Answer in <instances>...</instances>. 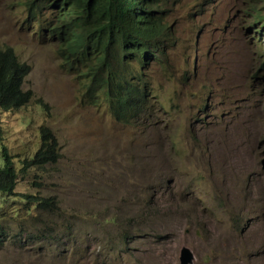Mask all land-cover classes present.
<instances>
[{"label":"rangeland","instance_id":"obj_1","mask_svg":"<svg viewBox=\"0 0 264 264\" xmlns=\"http://www.w3.org/2000/svg\"><path fill=\"white\" fill-rule=\"evenodd\" d=\"M246 1H181L174 66L154 72L163 113L139 132L84 104L56 46L25 23L26 0H0V49L31 66L35 94L0 113V168L4 145L18 169L33 159L42 126L59 143L57 164L32 169L18 197L0 194V264H181L184 248L190 264H264V24L254 28ZM37 194L59 210L28 215L20 196ZM126 229L136 237L123 247Z\"/></svg>","mask_w":264,"mask_h":264},{"label":"trees","instance_id":"obj_2","mask_svg":"<svg viewBox=\"0 0 264 264\" xmlns=\"http://www.w3.org/2000/svg\"><path fill=\"white\" fill-rule=\"evenodd\" d=\"M61 1V2H60ZM50 0L54 10L53 19L45 20L42 7L35 9L39 20L43 23V31L50 32L53 39L60 44L59 54L64 64L89 82L86 86L84 100L95 106L110 104L114 91L123 93L122 89H116L118 84L129 80L142 79L145 76L146 67L135 59L128 68L115 76H105L110 69L113 53L118 50L140 49L142 39H153L154 43H166L168 47L174 46L171 37V29L165 23V14L162 4L169 0H135L134 7H126L125 0ZM178 0H174L177 3ZM157 9L144 25L141 33L135 29L133 19L136 15L149 16L153 12L147 8ZM34 14V12H33ZM146 53V52H145ZM144 53V54H145ZM32 69L27 63L22 62L15 50L11 47L0 49V113H14L26 108L34 99L35 94L31 90H25L27 78ZM112 73V72H110ZM115 81V82H114ZM132 92L131 94H135ZM130 96V95H129ZM133 98L130 96L126 104H130ZM39 104L46 105L39 101ZM156 111L150 103H143L122 123L131 125L144 121L148 127L155 128ZM41 146L33 159L20 160L22 168L16 167L15 158L4 145L2 156L4 165L0 168V194L14 198L18 197L17 189L22 180L32 170L43 171L48 164H57L59 160V143L53 132L41 127ZM1 141V139H0ZM35 187L40 184L34 183ZM26 201L28 215H32V205L38 212L56 213L59 203L56 197H42L41 195L20 196ZM152 200L149 205H151ZM5 219V213L2 215ZM38 220L39 216L34 217ZM131 224H134L132 220ZM131 225H129L130 227ZM68 226V230H72ZM25 226H20L24 232ZM121 234L123 247H128L136 235L126 229ZM19 233V234H20ZM16 236V235H15ZM8 229L0 223V247L8 238ZM126 250V249H125Z\"/></svg>","mask_w":264,"mask_h":264},{"label":"clouds","instance_id":"obj_3","mask_svg":"<svg viewBox=\"0 0 264 264\" xmlns=\"http://www.w3.org/2000/svg\"><path fill=\"white\" fill-rule=\"evenodd\" d=\"M49 1L50 0H26L25 10L27 12V16L25 19V23L29 24L31 27H35V30L38 29L40 32L45 33V35H42L39 32L34 33L37 34L42 41L56 46L57 57L61 62V67L65 69L66 72H68L70 75L74 76L75 79H77L81 86V94L84 91V100L86 86L89 84V82L79 77L77 73L70 71L69 67L64 64V60L61 59L59 54L60 44L53 39L50 32L43 31V23L39 20V16L36 14L35 9L37 7H42L43 14L45 17L44 21L48 19L52 20L54 10L53 8H51ZM181 1L182 0H178L177 3H174V0H169L168 3L162 4L161 7L163 11H167V13L165 14V23L171 29V37L173 39L174 46L168 47L166 43H154L153 39H142L143 45L140 46L139 50L138 48H133L129 51L118 50V52H114L110 69L109 71H107L105 76H108L110 74H112V76H115L119 73L124 72L135 59H139V61L146 67L145 76L142 79L129 80L122 84H118L116 86V89H122L124 94L117 93V91H114V93L111 95V101L109 105L107 103H104V105L95 106L92 104H88L84 100V104L87 107L95 106L98 107V109H105L117 124L124 127L142 128L143 130L139 132H146V130L148 132V130L154 128H147L148 125L144 121H140L131 125H126L122 123V121L128 116H130L139 105L147 102L150 103L156 111L155 119H157V121L155 122V128L159 125V120L161 119L160 117L163 113L164 108L160 104L159 97L157 96L158 92L155 89L156 77L154 72L157 68H160L163 69L164 74H166L170 71L171 66H174L173 57L178 51V49L181 47V42L180 37L178 35V30L176 28L175 19H172V17L173 13L179 8ZM134 2L135 0H125L124 5L126 7H134ZM242 6L244 12L248 11L253 13L251 17L254 20L252 22L254 28H259L262 24H264V0H247L242 4ZM196 9L197 10L195 11V13H198L197 19H200L202 16V6H197ZM147 10L152 11L153 13L149 16L139 14L136 15L133 19V25L135 26V29L138 31V33H141L146 22L157 12V9L154 7L147 8ZM195 13L191 14V16L193 17ZM183 63L185 65V63L187 62H185L184 60ZM183 63L179 67H182ZM196 67H198L197 57L194 60L193 69L196 70ZM263 70L264 64L261 66L260 71ZM132 92L136 93L131 94ZM129 95L133 98V101L130 104H126L127 99L130 98ZM262 111H264V105L262 106Z\"/></svg>","mask_w":264,"mask_h":264},{"label":"water","instance_id":"obj_4","mask_svg":"<svg viewBox=\"0 0 264 264\" xmlns=\"http://www.w3.org/2000/svg\"><path fill=\"white\" fill-rule=\"evenodd\" d=\"M191 260H192V255L189 249L187 248L182 249V254L180 257L181 264H190Z\"/></svg>","mask_w":264,"mask_h":264}]
</instances>
